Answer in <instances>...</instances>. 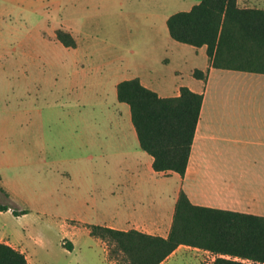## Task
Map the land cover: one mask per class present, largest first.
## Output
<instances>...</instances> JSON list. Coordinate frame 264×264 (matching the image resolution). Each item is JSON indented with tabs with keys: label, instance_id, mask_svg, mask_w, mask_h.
Masks as SVG:
<instances>
[{
	"label": "rangeland",
	"instance_id": "374dc122",
	"mask_svg": "<svg viewBox=\"0 0 264 264\" xmlns=\"http://www.w3.org/2000/svg\"><path fill=\"white\" fill-rule=\"evenodd\" d=\"M106 1L100 6L97 0H64L42 21L14 14L8 26L17 32L4 27L3 62L12 66L0 69V205L26 214L0 217V225L23 237L20 247L30 263L110 264L105 245L89 235V227L110 214L111 178L122 166L115 156L89 159L97 150L84 144L85 133L101 124L100 110L113 98L111 86L131 73V64L160 68L168 63L154 49L168 44L159 33L170 40L164 19L189 5V0ZM39 30L47 40L39 38ZM55 31L69 33L87 50L86 80L71 94L68 77L74 69L65 50L52 43ZM114 33L124 40L114 41L120 39ZM23 36L29 37L33 53L50 59V66L21 73L14 51ZM263 98L228 96L221 99L227 106L216 105L260 108ZM212 260L210 253L201 257L202 264Z\"/></svg>",
	"mask_w": 264,
	"mask_h": 264
},
{
	"label": "crops",
	"instance_id": "0c3cea01",
	"mask_svg": "<svg viewBox=\"0 0 264 264\" xmlns=\"http://www.w3.org/2000/svg\"><path fill=\"white\" fill-rule=\"evenodd\" d=\"M64 0H0V69L5 71L12 63L3 62L6 48L2 37L12 20V16L37 15L39 21L46 14L62 5ZM151 4V0H142ZM106 0H97L104 6ZM200 0H189L187 9ZM239 8L264 10V0H237ZM173 13V14H174ZM168 18V17H167ZM167 18L164 19L166 25ZM167 28V27H166ZM18 29H11L12 33ZM24 32V31H23ZM65 57L71 63L74 73H70L69 94L73 86L82 85L86 80L87 57L80 46L64 47ZM168 32V31H167ZM41 40H47L41 30ZM168 43L154 49L163 52L162 60L168 63L155 68L144 65L128 67L131 73L121 76L111 86L113 94L110 103L100 110L101 124L96 129H88L84 144L95 146L97 152L88 156L101 159L117 157L116 165L122 166L112 176L110 214L99 219L95 226H103L120 231L136 230L140 233L166 238L172 224L175 204L180 191L196 206L224 211L238 212L264 217V98L260 108H218V104L228 96H264V76H248L237 73H256L215 69L206 55L205 47H192L168 40L165 33H159ZM169 35V34H168ZM120 39H115L117 37ZM114 41L121 43L124 35L114 33ZM49 40V41H51ZM173 41V42H171ZM46 42V41H45ZM16 61L23 75L25 71L40 70L50 66V59L33 53L29 47V37H21L15 43ZM57 45V44H56ZM79 48V49H78ZM103 49H107L106 47ZM203 59V61H201ZM199 63H195V61ZM39 62V63H38ZM41 62V64H40ZM171 65L172 70L168 71ZM178 67V68H177ZM31 71V72H32ZM198 71L203 78L194 75ZM263 75V74H256ZM263 77V78H261ZM137 78L140 84L161 98L177 97L180 88L203 96L199 119L195 129L187 168L183 177L177 173H156L152 169L153 158L139 147L135 129L131 123L129 106L117 101L116 87L126 80ZM108 96V95H104ZM217 104V105H216ZM162 185V190L159 186ZM170 200V201H169ZM14 216L11 209L0 211V217ZM94 226V225H93ZM90 235V234H89ZM101 241V240H100ZM23 237L16 231H7L0 225V244L7 245L24 255L21 243ZM104 245V243L102 242ZM105 250V248H104ZM208 252L187 246H179L160 264H202L201 257ZM105 255L107 258L106 250ZM28 264L27 256L24 255ZM108 259V258H107ZM110 264H115L108 261Z\"/></svg>",
	"mask_w": 264,
	"mask_h": 264
},
{
	"label": "trees",
	"instance_id": "16d2710c",
	"mask_svg": "<svg viewBox=\"0 0 264 264\" xmlns=\"http://www.w3.org/2000/svg\"><path fill=\"white\" fill-rule=\"evenodd\" d=\"M237 0H200L189 11L170 15L169 37L180 44L206 48L215 69L264 75V10L239 8ZM56 41L74 48L72 36L55 33ZM194 75L203 78L201 72ZM177 97L161 98L137 78L120 82L117 101L129 106L139 147L153 158L156 173L183 177L203 96L180 88ZM10 209L0 205V211ZM20 214L13 211L14 216ZM91 237L105 245L115 264H160L179 246L210 253L211 264H264V217L193 205L180 191L166 238L90 226ZM0 264H28L19 251L0 244Z\"/></svg>",
	"mask_w": 264,
	"mask_h": 264
},
{
	"label": "built area",
	"instance_id": "2783aa9c",
	"mask_svg": "<svg viewBox=\"0 0 264 264\" xmlns=\"http://www.w3.org/2000/svg\"><path fill=\"white\" fill-rule=\"evenodd\" d=\"M214 257L212 256V259H213Z\"/></svg>",
	"mask_w": 264,
	"mask_h": 264
}]
</instances>
